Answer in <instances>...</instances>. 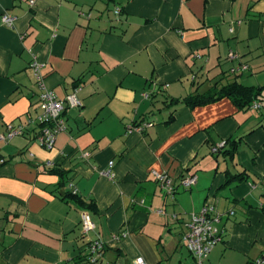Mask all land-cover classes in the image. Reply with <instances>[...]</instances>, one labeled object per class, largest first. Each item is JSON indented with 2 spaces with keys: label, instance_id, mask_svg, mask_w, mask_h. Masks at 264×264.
Segmentation results:
<instances>
[{
  "label": "crops",
  "instance_id": "crops-1",
  "mask_svg": "<svg viewBox=\"0 0 264 264\" xmlns=\"http://www.w3.org/2000/svg\"><path fill=\"white\" fill-rule=\"evenodd\" d=\"M31 53L57 97L80 87L81 106L64 112L50 149L34 140L41 108ZM232 79L260 89V108H238L228 97L183 102ZM142 121L151 125L133 128ZM9 124L25 130L0 139V264L264 257V0H0V136ZM227 139L237 141L232 157L210 152ZM152 170L166 173L175 192ZM241 170L243 180L226 182ZM72 189L96 209L63 196ZM205 205L224 214L221 240L197 263L183 235ZM83 210L93 223L86 235ZM94 238L104 247L90 263L86 242Z\"/></svg>",
  "mask_w": 264,
  "mask_h": 264
},
{
  "label": "built area",
  "instance_id": "built-area-1",
  "mask_svg": "<svg viewBox=\"0 0 264 264\" xmlns=\"http://www.w3.org/2000/svg\"><path fill=\"white\" fill-rule=\"evenodd\" d=\"M28 2L30 5H33L35 0H28ZM119 11V8L114 9L115 14H119ZM1 20L3 23L10 25L13 17L8 13H3ZM234 57H236V55L229 53L228 58L232 59ZM29 67L33 71L35 83L39 89L38 100L42 104L43 108L42 112L37 114L35 117L38 128L34 134V140L41 147L50 149L53 146L56 134L65 129L64 112L68 108H79L81 106L80 100L76 97V93L80 87L75 86L70 93H67L64 97L59 98L52 90L46 88L43 82V77L40 73L41 64L32 53ZM240 68H246V65L242 64ZM231 72H234V69H232ZM144 96L146 97L147 94H144ZM250 107L258 109L260 104L257 101H253ZM150 125V122H143L133 128L137 131H143ZM24 130L25 126L22 124H9L7 126V134L0 136V139H9L14 135L23 134ZM220 145L221 144L212 146L211 151H216ZM83 155H87V153H83ZM112 164V161L108 162V166H111ZM105 174L112 177L109 169L105 171ZM152 174L159 186L167 193L171 194L175 192L171 179L166 173L152 170ZM193 182L194 177L190 176L182 180V185L184 187H188ZM71 192L73 194L76 193L75 189H72ZM229 214H233V211L230 210ZM221 216L222 213L216 212L210 205H205L197 212L191 213L187 223V230L183 235V242L197 263H201L207 257L214 245L221 240V230L218 228ZM92 228L93 223L91 221L90 214L88 211L83 210L80 214L81 233L86 235ZM120 235L124 236L125 233L121 232ZM117 236L115 238H117ZM103 247L104 243L100 238L88 239L86 245L87 261L95 263L100 258ZM133 264H144L142 257H136ZM248 264H264V257L252 260Z\"/></svg>",
  "mask_w": 264,
  "mask_h": 264
},
{
  "label": "trees",
  "instance_id": "trees-1",
  "mask_svg": "<svg viewBox=\"0 0 264 264\" xmlns=\"http://www.w3.org/2000/svg\"><path fill=\"white\" fill-rule=\"evenodd\" d=\"M259 95H260V89L259 88H254L251 86H244L241 83H239L238 81H236V79H232L227 84H223L218 88L214 87L212 92L207 94V95L206 94L188 95V96L183 98V102L185 105L192 108L194 106L205 105L209 102L218 100V99L223 98V97H228L231 99V101L238 108H246V107H249L253 101L258 102ZM259 104H260V102H259ZM260 106H261V104H260ZM143 122L145 123L147 121H142V122L138 123L137 125H139ZM137 125H133V126L135 127ZM220 144L221 145L214 152L211 151V147L214 145H211L210 146V152L212 154H215L219 151H222L223 154H225L226 156L232 157L233 153L236 151L237 141L234 139H227L225 141H221ZM215 145H218V144H215ZM244 175H245V172L242 170L236 171L232 174L228 173V178H227L226 182L230 183L232 181H241L245 178ZM59 184L63 186L65 184V181H63L62 183H59ZM65 195L71 196L72 199L76 200V202H78V204L83 206L84 208H88L91 210L96 209L95 204L92 201L86 202L83 199H81L76 193L73 194L70 191V192H66L63 196L65 197ZM86 245H87V242H86ZM84 258L87 261L86 254L84 255Z\"/></svg>",
  "mask_w": 264,
  "mask_h": 264
},
{
  "label": "rangeland",
  "instance_id": "rangeland-1",
  "mask_svg": "<svg viewBox=\"0 0 264 264\" xmlns=\"http://www.w3.org/2000/svg\"><path fill=\"white\" fill-rule=\"evenodd\" d=\"M111 6H112V5H111ZM31 71H32V70H31ZM32 72H33V71H32ZM33 76H34V75H33ZM36 87H37V86H36ZM38 104H39V107L41 108L39 113H41L42 110H43V108H42V104H41L39 101H38ZM39 113H37V114H39ZM223 215H224V214H223ZM223 215H222V216H223Z\"/></svg>",
  "mask_w": 264,
  "mask_h": 264
}]
</instances>
